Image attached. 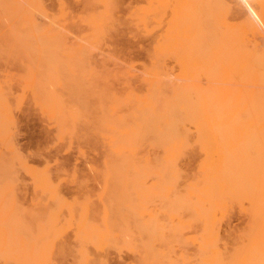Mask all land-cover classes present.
I'll return each instance as SVG.
<instances>
[{
  "label": "bare ground",
  "instance_id": "bare-ground-1",
  "mask_svg": "<svg viewBox=\"0 0 264 264\" xmlns=\"http://www.w3.org/2000/svg\"><path fill=\"white\" fill-rule=\"evenodd\" d=\"M115 1L83 0L85 11L79 16L87 27L82 28L90 30V33L88 30L85 32L86 35L87 33L91 35V38L87 35L88 40L93 38L96 40L106 35L118 40L117 38L124 34L126 28L135 29L145 36L152 35L150 49L148 53L146 51L148 61L140 67L142 71L140 80L144 90L135 91L129 87L128 78L121 77L120 79L125 80V82L123 80L124 85L128 80L122 91L118 88L116 89L119 91L113 89L112 93L95 91V88L94 91H89L88 87L84 88L89 91L88 93L78 97L73 94L72 97L76 98L71 99L72 97L68 96L66 99L67 95L64 96L58 92L61 86L65 87L64 82L66 81L59 79L57 72L64 71L66 76L69 75L65 73L66 70L70 73L78 70L80 77L85 76L81 74V70H86L83 64L85 51L81 46L89 44H84V41L76 51L72 52L67 50V47L62 50L51 42L52 39L60 42L59 39L56 40L60 36L52 31L55 26L51 25L49 28L47 27L49 25L45 27L40 25V27L35 21L38 15H50L43 0H0V57H14L19 64H17L19 70H16L20 72L15 75V78L11 77L12 74L9 76L7 72L0 76V264H43L40 256L42 258L45 256L44 264H46L48 263L46 255L51 253V258L53 256L51 249L54 253L59 251L56 254L60 255L65 252V254L75 255L78 252L76 257L74 256L78 261L72 257L75 261H72L73 264H86L93 250L96 255H92L93 258L96 257L94 264H109L107 258L109 249L117 252L123 249L128 250L135 254L133 255L136 263L138 260V264H149L148 261L152 263L153 259L149 260L151 256H147V253H156L166 244L167 248L164 247V251L172 247L167 242H164L166 244L162 246L159 240L161 236L156 239L157 236H153L152 233L158 230L157 233L161 232L162 236L163 232L169 235L170 232H167V229V231L164 230L166 223H160V220L164 222L173 214L176 221H171L173 226V228L171 226V231L179 227L187 228V226L193 231L191 237H187L188 234L185 233L188 238L185 241L190 240L191 245L187 247L192 252L188 250L187 256L186 251H183L185 248L182 246L185 243L182 240L183 245L178 243L179 251L183 253L177 252L179 258L181 255H186L185 258L190 264L193 261L194 264H264V0H239L238 2L237 0H234L235 2L231 0H142L141 4L130 7L127 15H116L118 13L116 9L122 6ZM58 4V11L63 14V1L59 0ZM59 18L57 17V20ZM68 19L65 18L67 21ZM4 23L8 24L6 31L2 26ZM59 30L61 29L56 31ZM131 66H133L131 63L126 64V70ZM85 72L82 73L85 74ZM13 78L20 89L24 87L28 91L30 89L32 101L39 106L44 116L53 121L51 122L56 128V137H59V140L67 136L69 140L75 137L85 142H91L93 139L92 142L95 140L97 143L100 142L98 144L102 148L99 162L103 164L105 170L108 168L118 170L117 176L113 173L115 178H118L122 172L126 175L128 168L136 170L138 167L149 168L151 164L150 166L148 164L152 160L146 146L151 142L153 146L158 144L157 146L161 147V154H158L160 156L152 157L159 169L169 167L172 170L174 168L171 176H175L177 173L180 174L182 167L185 166L183 171L191 173L192 178L191 175L185 176L184 171L185 177L180 174L182 178L176 175L171 180L167 179L171 177L169 169V175L163 173L169 176L166 177L168 181L163 176L168 183L174 182L177 177L181 180L184 178L182 182L185 184L182 183V186L187 185L185 190L189 194L187 191L185 193L184 189H182L184 193L181 190L175 192L173 190V199L168 189L174 186L166 187L162 176V180L157 176L160 171L157 166L158 172H153V174L156 173L155 177L157 176L155 181L158 178L160 180L157 181L159 184L156 187H153L155 184L153 178L152 183H149L151 186L146 184V179H143L146 182L141 180L150 187L145 184L140 186L141 182H135L140 184L136 187L132 184L131 187L134 188L129 187L130 189L125 190H119L120 188L117 187L123 185L114 186L115 183L111 184L113 180L109 178L102 179L105 180V184L101 183L98 190L86 188L83 184V187L80 186L82 187L80 194L83 198L77 199L80 196L75 200L66 198L68 202H72L67 204H70V212L61 213L62 209L59 211L62 214L61 217L64 218L63 221H69L68 225L72 222L69 217H82L81 220L84 221L81 225L76 223L74 228L72 227V232L76 233L77 224L79 225L78 238L73 236L74 243L71 239H66L67 243L55 245V239H51L50 242H54V247L57 246V249H53V244L48 242L53 236L49 232L46 240L44 237L41 239V236L35 239L36 235L33 233L35 225H32L31 219L33 215L36 217L33 213L36 212L34 203L39 202L37 203L38 200L34 198L33 206L32 204L24 205L20 201V189L22 188L20 172L27 173L30 179L33 178L32 182L38 185L39 180L37 179L40 176L36 174L42 172L40 174L42 175L44 171H40L42 170L40 168L34 175L35 169L27 163L17 147L13 108L22 101L23 95L12 91ZM61 80L63 83H60ZM73 85L76 87L77 84ZM78 86L81 85L78 84ZM69 89L72 87L67 90ZM69 93L71 94L72 90H69ZM91 100H94L96 104ZM184 147H187L190 152H194L193 150L197 147L200 152L198 163L196 162L193 166L194 169H189L192 162L190 155L187 158L183 156L182 160H179L180 156L177 153L185 149ZM45 167L48 168L46 165ZM119 169L124 170L119 171ZM109 170L106 172H110ZM47 174H50L48 170L43 176ZM158 174L162 175L161 172ZM124 176H122L123 181H120L122 184L126 181ZM115 178L113 179L116 180ZM187 178L191 180L189 184ZM44 179H40L41 187L33 186L38 192L36 194L40 195L39 198H43L45 191L44 198L58 199L57 203H52L51 201H54L52 199L48 201L52 204L56 203L57 209L60 208L61 203L58 201L65 198L57 196L60 183L47 177L55 182L51 180L49 183L53 184L47 183L46 185L47 179ZM131 181L134 183L133 180ZM127 182H129L128 179ZM55 185L56 190H54ZM128 186L126 185V188ZM166 190H168L167 194L171 195H167L169 201L166 203L172 202L170 197L173 200L172 206H168L171 209L164 208L165 204L161 206L162 209L158 206L162 204L157 206L153 204L155 209L153 206L149 207L153 208V211L150 210L152 213L149 209L147 210L150 205H144L147 198L162 197L166 195ZM178 191L184 195L187 194L186 197L188 196L189 200L184 199L186 197L181 196L182 194ZM61 194L62 192L59 196ZM46 199L43 200L46 205L41 204L47 207ZM153 199H151L152 203ZM94 204L95 206L92 207L91 205ZM233 204L240 208L238 211L244 216V224L242 230H238L240 233L236 231V239L228 243L226 239L228 236L222 234L221 225L230 224L229 212ZM66 207L68 209V206ZM36 208L39 211L40 207ZM49 208L51 207H47L46 211L53 214L50 210L52 212L54 210ZM57 209H55L56 212ZM154 210H157L156 214L160 211L159 213H164L167 217L162 220L163 214H159L161 217L159 219ZM46 211H43L44 214L41 212V215H45ZM66 213H69L68 218L63 217L67 215ZM46 215L49 222H52L51 219L55 221L60 218L57 214L56 219L51 218L48 213ZM185 215L188 218V221L185 219L187 223L182 220V216ZM27 216H31L30 219ZM83 218L86 219L83 220ZM89 219H94L95 222L91 223ZM170 219H167L168 223ZM48 224L43 223L46 231L52 227L50 223ZM65 225L67 226V223ZM175 234L178 237L180 235L177 232H174ZM152 238L159 241L156 242L153 239L157 243H151L155 248L149 244ZM38 239L40 242L44 240L49 244L45 243V245L41 242L44 245L40 246ZM177 241L174 244H177ZM44 246L47 251H50L47 252ZM58 248H62V251ZM75 248H78L77 251L74 250ZM156 248L159 249L155 250ZM161 249L158 252L162 254ZM37 253L42 254L37 256ZM154 255H152L154 264H161V258H157L156 255L154 257ZM178 255L171 256L172 259L169 256L172 262L167 260V263H177L173 260L176 257L178 259ZM48 256L50 257V254ZM187 257L193 258V261ZM181 258L183 259H180L179 263L185 260L184 257ZM49 264L52 263L49 262Z\"/></svg>",
  "mask_w": 264,
  "mask_h": 264
},
{
  "label": "rangeland",
  "instance_id": "rangeland-1",
  "mask_svg": "<svg viewBox=\"0 0 264 264\" xmlns=\"http://www.w3.org/2000/svg\"><path fill=\"white\" fill-rule=\"evenodd\" d=\"M62 1H63V5H64V10H63L64 13L63 14H60V11H58L59 10V4H58L59 3V0H43L45 6L48 7V10H47V7H46V10L48 11V13L50 12L49 13L50 15H48V14H47V16L38 15L35 21L38 22L37 23L38 26L41 25L42 27H45V25H49L47 27L50 28V26L52 25V27L55 26L56 28L61 29L59 31H56L58 29H56L55 27H54V29H52V31H55L56 34L58 36H60V38H56V40L59 39L60 42L58 43V41H55L54 39H52L51 42L55 43L56 46L59 47L62 50L64 48L65 49L68 48L67 50H70V51L74 52V50L76 51L83 44L84 41H85L84 44H87L88 43L89 44L88 46H86V45L85 46L84 45L81 46L84 49V51H85L84 52V55L86 56V57L83 56V64H84V67H86L85 69L88 72L91 69V67H92V69H91L92 71L90 70V72L88 73L86 70H81L80 69L82 72H85L86 71L85 74L81 72V74L85 75V76H82V77H80L81 75H80V72H78V70H73L74 73H72V71L70 73L69 70H66L67 72L65 71V73H69V75L67 74L66 76L63 73L64 71L63 72L58 71L59 73L57 72V75H58L59 79H63V81L68 82V83L64 82V84H66V85L69 86V87L66 86V85H65V87L64 86H61L63 88L60 87V89H59L58 92H61L60 94H63L64 96L67 95V96H65L66 99H68V96H71L72 97L73 94H75V96L78 97L79 95L82 96V95H84V93H88L90 90H93L94 91L95 89H96L95 91L107 92V93H109V91H110V93H112L113 92V89H115L116 91H119V90L122 91V90H124V86L126 87L128 80H129L128 82H129V85H130L129 87H132L135 91H139V92L141 91L142 92L144 89H143V86H142V83H141L142 81L140 80V75H141V72H142L141 69H140V67H141L142 64H144L145 62L148 61V59H147L148 57H147L146 51L148 53V50L150 49L149 48L150 45H151V42L150 41L153 38L152 35H150V36L146 35L145 36V35H142V34L138 33L137 30L135 31V29H131L130 30L128 28L129 29L128 30L126 28V30L123 32L124 34L122 36H120V38H117L118 40L120 39L119 41L118 40H114V37L108 36V35H106L107 37L106 36H103L101 38H98V39H101V40H99L100 42L98 41V39L95 40L94 38L88 40L89 38H91V35L89 34L90 33V30H88L86 28L88 30V32H89V33H87V35L89 37L88 38L87 35H86V33H85L87 30H85V28H82L84 26L85 27H87V26H86L85 22L80 19V16H79L81 13H83V11H85L84 10L85 8H84V5H83V0H62ZM120 1H122V2H120ZM231 1L235 2L234 0H231ZM238 1L239 0H237L236 2H238ZM115 2L119 6H122V7H119V8H121V10L119 8L116 9V10H118V13H116V15H121V14L122 15H124V14L127 15V11L130 9V7L141 4L142 3V0H118V1L116 0ZM126 6L129 7V8H127ZM57 12H58V14L56 15ZM76 12H77V14H76ZM52 14H53V17H52ZM63 16H65V17L63 18ZM57 17L58 18L60 17V18L57 20ZM65 18H69L70 21L74 22V24L72 25V22L70 24L69 19L67 21V20H65ZM54 19L57 21L56 23H55V20ZM62 19H64V20H62ZM61 21L62 22L65 21V22L62 23ZM50 23H52V24H50ZM80 23H82L84 25L82 26V24H80ZM7 25H8L7 23L2 24V26L5 28V31L8 30V26ZM74 25H77V26H74ZM78 26L80 27V29H79ZM65 27H67V28H65ZM62 29H64V30H62ZM2 31L4 32V30H2ZM82 34H84V36ZM85 36L87 37V39H86ZM149 37H151V38H149ZM83 38H85V39H83ZM92 40H95V41L92 42ZM84 47H86V48H84ZM71 48H72V50H71ZM114 49H115V51H114ZM116 50H117V52H116ZM113 54H114L115 57L113 56ZM117 56H119L121 59L119 57H117ZM116 59L117 60L119 59L118 61L120 63ZM87 60H89V62ZM114 60H115V62H112ZM122 62H123V64H122ZM127 62L128 63H131L133 65V66H131L130 69L127 68L128 70H126V67H125L126 64H128ZM114 63H116L117 65L114 64ZM17 64H18V62H17V60L14 57H4V56L0 57V76L1 75H4V73L7 72L8 75L9 74H12L11 77H14L15 78V75L17 73H20L19 71H17V70H19V66H18L19 64L18 65ZM89 64H91V66ZM120 66H121V68H120ZM11 70H13L16 73H14ZM139 70H140V72H139ZM127 71H128V73H127ZM60 75H62V76H60ZM63 76H64V78L67 77V78H65L66 80H64ZM121 77L128 78V80L126 79L127 80L126 81V85H124V83H123L124 78L123 79H120ZM14 78L12 79L13 82H14ZM55 80L58 81L57 79H55ZM63 81L61 80L60 83H63ZM124 82H125V80H124ZM70 83L72 85H70ZM64 84H62V85H64ZM73 84H77L76 85L77 90H78L77 92L80 93V94H78L76 92V87ZM78 84L81 85L80 86L81 88L78 86ZM84 85H86V86H84ZM67 87L68 88H71L72 87V89H69L70 91L72 90V93L71 94L69 93V90H67L68 89ZM88 87H89V89H87ZM27 88L29 89V87H27ZM84 88H86L89 91H86V89H84ZM116 88H118L119 90L116 89ZM22 89H20L19 86L15 84V82L13 83V85H12V91L14 93H18V94L22 93V95H23L22 101L18 104V106H15L13 108V114H14V117H15V141H16V144H17V147H18L20 153L22 155H24L25 159L27 160V163L35 169L34 175H35V173H37L38 169H40V168H42V170H40V171H44V173L42 175H40L42 173L40 171H39L40 172L39 174H36V175H39L40 176V178L37 179V180H39L38 181L39 183L37 182L38 185H36L34 181H33L34 183L32 182L33 178L30 179L29 176L27 175V173L20 172V179H21V184H22L21 185L22 188L20 189V191H21L20 201L24 205L34 203V201H32V200H34V198L36 200H38L37 203L39 202L38 204L34 203L35 204V207L34 208L36 209V212L37 213L35 211L33 213L35 214L36 217H34V215L33 216L31 215L32 216V219H31L32 220V225L34 224L36 226V227L34 226L36 229L32 226L33 227V233L36 235V236H34L35 239L37 237L40 238V236H41V239H43V237H44L45 238L44 240H46V237H47L46 235L49 232L51 234V236L52 235L53 236H52V238L49 237L50 240H48V242L51 243V245L53 244L52 245L53 246V249L54 248L57 249L56 248L57 246L54 247V242H50L51 239L52 240L55 239L54 240L55 241V245H59V244H61L63 242L64 243H67L66 239L67 240L68 239H71L72 242L74 243L73 236H75V237L78 236V232L77 231L79 230V225H81L82 222H84V221L81 220L82 217L81 218L80 217L79 218L73 217L74 219L71 218V217H69L70 218V221L72 220V222H70L71 225H68L69 221H67V220H64L63 221L64 218L61 217V215H62L61 213H65L67 211L70 212V209H69V205L70 204L69 205H67V204L69 202L70 203H72V202L71 201L68 202V200H69V198L72 199V200H75L76 197H78V196L81 197L82 194H80V188L82 189L83 186H86V188H89V189H92V190L95 189V188L98 190V187L101 186V183H103V185L105 184V182H104L105 180L103 181L102 179L109 178V179H112L113 180V181H111V184L115 183V184H113L114 186L120 185V184L124 186V184H125L124 187L123 186L117 187V188H120L119 190H121V189H124L125 190V189L134 188V187H136V185L138 186L140 183H138V184H136V183L137 182H141V180H143V179H146L147 182L145 180H143V181H145L146 184L147 183L149 184L152 181V178L155 181V179L157 178V176L160 177L161 180H162L163 176L166 179V177L169 175V173H168L169 170L171 171L170 172V176H171V173H173L172 171H174L173 170L174 168L172 170L169 167L168 168L167 167H164V168H160L159 169L158 165H155L156 163H155V161H153V159L154 158H158L160 156L158 154L159 153L161 154V147H158L157 146L158 144L156 146L155 145L153 146V144H151V142H149L150 144H148L146 146L147 147L146 149L150 152V155H151V158L150 159L152 161H151V163L148 164L149 166L151 164V166L149 168L148 167H146V168H144V167H138L137 170L135 168H133V169L132 168H128L129 170L126 169V168H124L125 170H128L127 171V174L125 175V173L121 171L122 174L124 173L125 176L121 174V175H119L120 177L118 176V178H115L117 176V174L119 173L118 172L116 174V172L118 170H116L115 168L114 169L111 168V170H109V168H108L107 170H109L110 172H106L107 171V170H105L106 168H103V164H101L99 162L100 150L102 148V146L100 144H98L100 142L97 143L96 140H95L96 143L95 142H92L94 139L91 140L92 143L90 141L85 142L84 140H80V139L75 138V137L74 138L71 137L72 140H69V139H67V138H69L67 136L66 137L65 136L64 137H61L60 140H59V137L58 138L56 137L57 136L56 135V128H55L54 124L52 123L53 121L50 118H47L46 116H44L43 113L41 112L39 106L32 101V99L30 97L31 96L30 89H29L30 94H29V91L25 87L22 88ZM79 89H80V91L83 90V92L82 91L80 92ZM61 90H63V91H61ZM111 90H112V92H111ZM115 90H114V92H115ZM75 96H73V97H75ZM73 97L71 99H73ZM92 101L94 102V100H91V102ZM240 146H241V144H240ZM184 148L185 149H183L182 151L179 150L178 153H177L178 156H180L179 160H182V157L183 156L187 158V156L190 155V157L192 158V162H191V168H189V169H192L193 166H194V164L197 162V160H199L198 158L200 156V154H199L200 152L197 150V147L195 148V150H193L194 152H192V151L190 152V150L187 149V147H184ZM152 155H156V156H152ZM152 157H154V158L152 159ZM201 157H202V155H201ZM93 163H95V165ZM45 165L48 166V168L45 167ZM156 166L158 167L157 169L160 170L159 172H161L162 175H159L158 174L159 172H158V170H156ZM183 166H184V164H183ZM188 166L189 165H187V167ZM153 167H155V168H153ZM184 167H182V169L180 168L182 170V172L180 174L183 177H185L186 175H191V173L189 171H185L184 170L185 171V176H184V171H183V168ZM124 169H119V171L120 170H124ZM131 169H132V171H131ZM164 169H165V171H164ZM47 170L50 172V174H47L45 176L46 177L45 178L43 175L47 172ZM101 170H105V171H101ZM153 172H158L156 177H155L156 173H154L155 174L154 175ZM113 173L116 174V176L113 175ZM163 173L164 174H167L168 173V175H164ZM186 173H188V174H186ZM180 174L177 173V174H175V176L178 175V176H180V178H182ZM122 176L126 177V179L124 178L126 180L124 184L121 183L123 181V179H122L123 177ZM161 176H162V178H161ZM172 176L171 177L168 176L169 178H167V179L171 180L172 178H175L174 175H172ZM47 177L53 178L56 182H58V184L60 183L59 184L60 185V191H59V193H57V196H58V198H63V196L65 198H63L62 200L59 199L58 202L61 203V207H63V205L65 207L68 206V209H66L67 207L66 208L65 207L61 208L60 207V208L57 209L56 206H55V204L57 203V200L58 199L57 200H56V198L52 199V198H50L48 196H47L48 199H46V197L44 198V196L46 195V194L44 195V192L45 191L43 192V195L41 194L42 197L44 199H46L47 201L50 200V199L54 200V201H51L50 200L52 203L53 202H56V203L52 204L50 201H48V203L50 205H48V203H47V207H51L49 209H53L54 210L53 212H52V210H50L51 213H53V214H50L49 211L47 212L46 211V208L47 207L44 206V205H42L44 203L46 205V202L43 201L44 200L43 198H39L40 195L36 194L37 190L35 191L34 187H36V186L41 187V185H40L41 184V180L40 179L41 178L42 179H44V178L47 179ZM36 178H38V177L36 176ZM113 178H115L116 180H114ZM189 178H187L188 184L191 182V180ZM191 178H192V175H191ZM53 179H51L52 182H55ZM117 179H118V181H117ZM127 179L129 180V182H127ZM130 179L133 180L134 183H132V181ZM165 179H164V181L166 182V187H170V186L172 187V185L174 186V188H171L172 191H171V189H168L169 190L168 193H171L173 199H174V196L172 194L173 190H174V192L177 191V190H181L184 193V190L186 189L185 186H187V185H185L184 187L182 186V183H183L182 181H184L183 180L184 178L181 180V179H179V177H177V179L175 181L177 182V180H180L177 183L175 181L168 183L167 182L168 180L166 179L167 180L166 181ZM34 180H35V177H34ZM51 180L50 179H47L48 182L47 181L46 182L44 181V182L47 185V183L48 184L51 183V182L49 183V181H51ZM158 180H159V178H158ZM130 181H131V184H129ZM143 181L141 182L140 186H142V184L143 185L145 184V182H143ZM157 181H155V184H153V187H156L159 184V182H157ZM51 184H53V183H51ZM128 184H129V186H128ZM132 184L133 185L135 184L134 187H131ZM146 184H145V186H148ZM184 184L185 183H183V185ZM56 185H57V183H56ZM56 185H55V189L54 190H56ZM126 185L128 186L127 188H126ZM80 186H82V187H80ZM150 186H148V187H150ZM53 187H54V185H53ZM182 189H184V190H182ZM168 190L165 191L166 192V195H162V197H160V196H153V198L156 197L155 199H153L152 197H150V198L148 197L147 200L144 202L145 203L144 205H146V206H147V204H150V205H148L147 210L149 209V211L150 210L153 211V208L155 207L154 205L157 206L158 204H162V205H158L159 208H161V206H163L164 204H165V206H163L164 208H167L168 206L171 207L172 206L171 203H173V200L171 199V197H170V200L172 202L170 201L171 203H166L167 201H169V196H171V195L167 194V191ZM181 191H178V192H180L182 194ZM186 191L187 190H185V193L188 192V191L187 192ZM60 192H62L63 195L61 194L59 196ZM188 194H189V192H188ZM167 195H169V196H167ZM183 195L184 194H182L181 196H183ZM186 195H184V196L186 197ZM80 197H78L77 199H82L83 198V196L81 198ZM187 197L184 198V199L189 200V198H187ZM66 198H68V200H66ZM151 199H153V203H152ZM158 200H160V201H158ZM162 201H164V203H162ZM38 205H40V206H38ZM42 206H44L45 210H44V208ZM91 206L93 207V206H95V204L94 205H91ZM150 206H153V208H149ZM36 207H40V209H42L41 212L43 214H44L43 211H46L48 213V215L51 216V218L56 219L57 215H60L59 216L60 218L58 220H55V221L53 219L50 220L52 222L54 221V223L49 222V220L47 219V215H46L47 213L45 212L46 213L45 214L46 216L43 215V214L41 215L40 209H39V211H37L38 208H36ZM170 207H168V208H170ZM231 207H232V209H231ZM231 207H230L231 210L229 212L230 213V220H229V223L230 224H228V226H225V224L224 225L223 224L221 225L222 226V231L221 232H222L223 235L228 236V237H226L228 243H232L236 239L237 233H240V231L242 230V227H243L242 225L244 224V216L240 213V211H238V210H240V208H238V205L236 206V204L235 205L233 204ZM233 207H234V209H236V208L237 209L234 210ZM168 208H167V210H168ZM55 209H57V212L58 213H60L59 211H61V209H62V211H61L60 214H58ZM145 210H146V208H145ZM155 211L157 212V210H154V213L156 214ZM38 212H40V214H39L40 216L38 215ZM159 212L160 211H158V213L156 214V216H159V214L160 215L163 214L162 220H164L167 217V215L164 216L165 215L164 213H159ZM54 213H56L57 215L54 214ZM146 213H147V211H146ZM169 213H171V212H169ZM169 213H168V216H169ZM66 214L67 215H63V217L65 216V218H68L67 216H68L69 213H66ZM53 215H56V216H53ZM31 216H27V217L30 219ZM172 216L167 217V219H170V217H172L170 219L169 223H168L167 219H166V221L164 220V222H161V220H160V223H164V224L166 223L165 224L166 225L165 226L166 228L164 227V230L165 231L168 230L167 232H170L169 235L170 236H173L175 238L170 237L168 235V233H166V232H163V234H164L163 235L164 237H163L161 232H160L161 234L160 233L159 234L157 233V232H159L158 230L157 231L155 230L156 232L154 231L155 234L152 233L153 236L154 235L157 236L156 239L157 238H160V236H161V239H159V240L162 241V242L160 241V243H161L162 246H163V244L164 245L166 244L164 242H167L168 244L172 245L171 249L168 250V251H167V249L165 251L163 250L164 247L167 248L166 247L167 244H166V246L162 247V249L159 247L162 250L163 256H166V257H163L162 254L160 252H158V251H160L159 248H158L159 250L157 248L155 249V250H158V251L156 253H153V254H155L157 256V258H159V259L161 258L160 259L161 264H162V262H163V264H165V263L166 264H170V263H167V260L169 262H172V260H171L172 257L171 256L174 257V255H178L177 252L180 250V248H178L179 247L178 245L179 244L181 245V243H182L181 241L182 240L186 244V245L185 244L183 245V243H182V245H183L182 247L185 248V250L183 249V251H186L185 253L188 256V250H189V248L187 246L190 245L189 244L190 243V240L189 241H185V240L188 239L187 237H189V236L191 237V235L193 233L192 228L190 230L189 229V226H187V228L186 227L180 228L178 226L179 228H176L173 231L175 233L177 232L181 236L179 235V237H178L177 234L174 235V232L171 231L172 230L171 229V226H172V222L171 221L172 220L176 221V220L174 219L175 218V215L173 214ZM33 218H35L36 220L34 219V221H33ZM85 219L83 218V220H85ZM159 219H161L160 216H159ZM185 219L186 220L188 219L187 218V215L182 216V220H185ZM74 220H79V221H74ZM35 221L36 222H40L41 224L39 225ZM89 221H91V223L95 222L94 219L93 220H90L89 219ZM187 221L184 222V223H187ZM43 223L45 225H46V223L47 224L50 223V225H52V227H49L50 230L47 229L48 231H46V228L45 227H44L45 229L43 228V226H44ZM61 223H62V225H61ZM66 223H67V226L68 227L65 225ZM76 223L79 224V225L77 224V227H76L77 229L75 228L77 230V231H75L77 233V235H75L76 233H74V231L72 232V230L74 228L73 226H75L74 224H76ZM221 223H223V222H221ZM167 225L168 226L170 225L169 226L170 229L167 228L168 227ZM183 225H185V224H183ZM183 225H181V226H183ZM48 226H49V224H48ZM172 228H173V226H172ZM180 229H181V231H180ZM182 229H184V230L182 231ZM238 230H240V231H238ZM236 231H237V233H236ZM181 232H183L182 233L183 236H182ZM232 232L233 233L235 232V233L233 234ZM185 233L188 234L187 237H186V234ZM176 237H177V240L178 241L176 240ZM172 238L175 239V241H177V244H174L175 241ZM153 239H155V238H152V241L150 240L151 241V242H149L150 245L153 244L152 243V242H154ZM156 239H155V241L157 242L158 240H156ZM163 239H165V240H163ZM44 240L41 241V242H43L44 244L45 243L49 244L48 242H45ZM230 240H231V242H230ZM41 242H40V240H39V243L37 241V243L40 246H43L44 244H41ZM156 242H154V244ZM157 246H159V244ZM45 247L46 246H44V249L46 250ZM152 247H153V245H152ZM182 247H181V250H182ZM89 248H91V247H89ZM89 248H87V249H89ZM153 248H155V247H153ZM44 249H43V251L45 252ZM58 249H60V248H58ZM61 249H60V251H62ZM76 249H78V248H75L74 250L77 251ZM87 249L85 251H87ZM190 249H191V247H190ZM174 250H175V252H174ZM49 251H47V252H49ZM189 251H191V250H189ZM51 252L53 253L52 258H51V253H48V255L50 254V257L48 255H46L48 257V258L46 257L47 258V261L46 262H48L46 264H49V262L52 263V264H73L72 261H74V260L72 259V257L74 258V256L76 255V253H78V252H76L75 255H73V254L70 255L68 253L65 254L66 252L65 253L64 252H62V253L60 252L61 254H63V253L65 254V255L63 254L64 255L63 256V255H60V254H56V253H59V251L54 253V250L51 249ZM80 252L83 253L82 250H80ZM80 252H79V255H80ZM92 252L95 255L94 250ZM179 252L181 253V251H179ZM88 253H90V252H88ZM157 253L158 254L160 253V254L158 255ZM39 254H42V253H37V256H40ZM133 254H134L133 252H130V251L124 250V249L122 251H120V252H117L115 250L109 249V252L107 253V255L109 257H107V258H108L109 264H134V263L135 264H138V260H137V263H136L135 262L136 260L134 259L135 258L134 255L135 254L134 255ZM153 254L147 253V256H151V258L148 257L149 260H152L153 259L152 260V263L148 261L149 264H154V262H153L154 261V258L152 256ZM181 254H183V253H181ZM79 255H77V256H79ZM92 255H91V257H89L90 258L89 261H87V259H86V261H87L86 264L88 262H90V263L92 262L91 264H94V260L96 259V257H94L95 258L94 259L92 257ZM155 255H154V257H156ZM169 256L171 257V259H170ZM40 257H41L40 258V261L43 260V264H44V260H45L44 258H45V256H44V258H42V256H40ZM81 257L82 256L80 255V258ZM181 257H184L185 260H183L181 263H179V260L180 259H183ZM181 257L179 258V255H178V259H176L177 258L176 257L175 258L176 260L175 259L173 260V262H176L177 261V263H174V264H190L189 263V260L187 261V259L185 258L186 255H184V256L181 255ZM189 257H190V255H189ZM91 258H92L93 261L91 260ZM38 259H39V257L37 258L36 261H38ZM74 259L78 261L77 258H74ZM82 259L84 260V258H82ZM188 259H190V258H188ZM192 259L193 258H191L190 260H192ZM83 260H81V261H83ZM164 261H165V263H164ZM90 263H88V264H90ZM75 264H77V263H75ZM192 264H194V261L192 262Z\"/></svg>",
  "mask_w": 264,
  "mask_h": 264
}]
</instances>
